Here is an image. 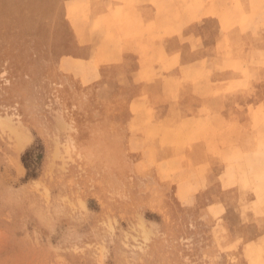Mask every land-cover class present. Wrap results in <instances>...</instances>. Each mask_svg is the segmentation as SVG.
I'll list each match as a JSON object with an SVG mask.
<instances>
[{
    "label": "rangeland",
    "instance_id": "374dc122",
    "mask_svg": "<svg viewBox=\"0 0 264 264\" xmlns=\"http://www.w3.org/2000/svg\"><path fill=\"white\" fill-rule=\"evenodd\" d=\"M102 11L0 0V264H264V224L241 218L230 190L191 183L192 124L153 123L134 55L102 62L124 27L121 8L113 25Z\"/></svg>",
    "mask_w": 264,
    "mask_h": 264
},
{
    "label": "crops",
    "instance_id": "0c3cea01",
    "mask_svg": "<svg viewBox=\"0 0 264 264\" xmlns=\"http://www.w3.org/2000/svg\"><path fill=\"white\" fill-rule=\"evenodd\" d=\"M262 3L264 0H103L102 13L111 18V25L116 8H121L124 27L116 34L118 45L113 47L119 51L111 55V48V57L102 62L125 65L134 55L133 78L141 86L140 97L147 96L156 112L153 123L192 124L190 134L195 139L184 153L197 169L198 175L191 181L198 186L197 192L208 191L215 184L230 190L240 200L239 216L264 224ZM239 47H247L244 55L222 54L223 48L238 51ZM86 48L94 49L96 59L104 56L98 55L94 45ZM222 64L229 69L218 71ZM237 64L241 66L235 67ZM195 123L203 127L198 132Z\"/></svg>",
    "mask_w": 264,
    "mask_h": 264
},
{
    "label": "trees",
    "instance_id": "16d2710c",
    "mask_svg": "<svg viewBox=\"0 0 264 264\" xmlns=\"http://www.w3.org/2000/svg\"><path fill=\"white\" fill-rule=\"evenodd\" d=\"M39 147H32L30 150H28L24 156H23V163L28 170V178H36V169L39 161L42 158L41 152L39 151L38 155L35 157L34 152ZM41 148H39L40 150ZM34 155V156H33ZM36 158V159H33Z\"/></svg>",
    "mask_w": 264,
    "mask_h": 264
},
{
    "label": "bare ground",
    "instance_id": "6f19581e",
    "mask_svg": "<svg viewBox=\"0 0 264 264\" xmlns=\"http://www.w3.org/2000/svg\"><path fill=\"white\" fill-rule=\"evenodd\" d=\"M262 4H263V3H262ZM258 5H259V4H258ZM263 5H264V4H263ZM252 8H253V7H252ZM233 20H234V19H233ZM115 23H116V22H115ZM231 25H232V24H231ZM231 25H230V26H231ZM194 75H195V74H194ZM249 75H250V74H249ZM255 113H256V112H255ZM254 119H255V118H254ZM203 138H204V137H203ZM257 143H258V142H257ZM232 160H233V159H232ZM245 163H246V162H245ZM252 170H253V169H252ZM193 187H194V186H193Z\"/></svg>",
    "mask_w": 264,
    "mask_h": 264
}]
</instances>
